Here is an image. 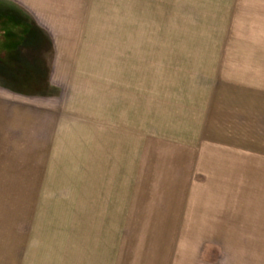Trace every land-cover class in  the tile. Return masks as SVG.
Returning a JSON list of instances; mask_svg holds the SVG:
<instances>
[{"label": "rangeland", "instance_id": "obj_1", "mask_svg": "<svg viewBox=\"0 0 264 264\" xmlns=\"http://www.w3.org/2000/svg\"><path fill=\"white\" fill-rule=\"evenodd\" d=\"M230 1L0 0V264H264V17Z\"/></svg>", "mask_w": 264, "mask_h": 264}, {"label": "crops", "instance_id": "obj_2", "mask_svg": "<svg viewBox=\"0 0 264 264\" xmlns=\"http://www.w3.org/2000/svg\"><path fill=\"white\" fill-rule=\"evenodd\" d=\"M234 10L241 11H253L256 13L257 17L261 19L264 17V0H232ZM243 4V6L237 7L239 4Z\"/></svg>", "mask_w": 264, "mask_h": 264}, {"label": "trees", "instance_id": "obj_3", "mask_svg": "<svg viewBox=\"0 0 264 264\" xmlns=\"http://www.w3.org/2000/svg\"><path fill=\"white\" fill-rule=\"evenodd\" d=\"M21 29H22V27H21Z\"/></svg>", "mask_w": 264, "mask_h": 264}]
</instances>
